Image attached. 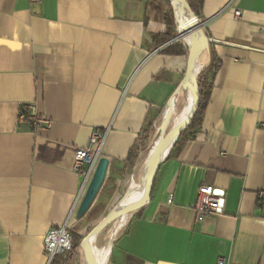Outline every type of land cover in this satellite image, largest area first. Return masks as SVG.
<instances>
[{
  "label": "crops",
  "instance_id": "crops-1",
  "mask_svg": "<svg viewBox=\"0 0 264 264\" xmlns=\"http://www.w3.org/2000/svg\"><path fill=\"white\" fill-rule=\"evenodd\" d=\"M172 13L169 0H0V264H47L50 229L67 224L83 237L139 198L130 150L150 127L155 136L170 120L172 132L191 107L179 85L196 45H159ZM196 17L210 43L195 76L214 68L200 119L184 127L148 199L68 264H88L90 250L93 264H264V0H201ZM172 44L182 49L162 53ZM26 104L48 130L19 122ZM94 130L105 132L97 164L107 166L78 217L87 188L73 163ZM201 186L222 190L224 206L197 223Z\"/></svg>",
  "mask_w": 264,
  "mask_h": 264
},
{
  "label": "built area",
  "instance_id": "built-area-1",
  "mask_svg": "<svg viewBox=\"0 0 264 264\" xmlns=\"http://www.w3.org/2000/svg\"><path fill=\"white\" fill-rule=\"evenodd\" d=\"M41 0H29L30 4L39 3ZM239 15L238 12L235 13ZM199 22H201L198 19ZM173 41H176L174 39ZM19 122H28L32 132L48 130L51 121L42 116L35 105L26 104L20 108L18 115ZM105 138V132L100 130L92 131L88 146L78 149L75 154L73 171L81 179V191L85 190L94 174L99 158V148ZM260 200L264 201V191L258 193ZM166 202L171 204L172 195L167 196ZM224 206V192L222 190L201 186L198 189L196 200L193 206L194 219L200 223L202 219L210 216L222 214ZM72 228L67 224L55 229H50L43 239V251L46 256L47 264L57 256H63L72 248ZM217 264H225L224 259L220 258Z\"/></svg>",
  "mask_w": 264,
  "mask_h": 264
},
{
  "label": "water",
  "instance_id": "water-1",
  "mask_svg": "<svg viewBox=\"0 0 264 264\" xmlns=\"http://www.w3.org/2000/svg\"><path fill=\"white\" fill-rule=\"evenodd\" d=\"M169 2L175 7V8H179V6L177 5V3L174 0H169ZM183 6V5H182ZM181 6V7H182ZM191 23H193L194 27L197 28L196 30V34L198 35V42L196 43L195 49L192 52V55L189 59L188 62V66L187 69L184 73V76L181 80V83L179 85V88H183L184 86V82L186 81V79L192 74L195 78V68L197 65V62L200 54L202 52V50H207L208 49V45L210 43V41L208 40L205 32H204V24L202 22H199L196 16H192L191 15ZM193 78V80H194ZM189 89V88H188ZM190 95H191V107L189 110V113L187 115V117L184 119V121L182 122V124L179 126L177 132L174 134L173 139L167 141L164 146L162 147L161 151L159 152V154L157 155V157L154 159L153 162V168L151 170L150 173V177H149V181L147 184V193L145 196V199L143 201H139L136 204H133L132 206H130L129 208H127L124 211H112L110 212L106 217H104L98 224H96L94 226V228L91 230L90 234H88L82 241L81 243V248H83V243L87 242V238L88 236H95L99 231H101L102 229H104L108 224H110L116 217L131 212L135 209H137L138 207H140L142 205V203L148 199V194L150 192L151 186H152V182L154 179V176L156 174V171L158 169L159 163L165 159V157L167 156L168 152L171 150V148L174 146V144L176 143L181 131L184 129V127L189 123V121L191 120L194 112H195V99L194 96L192 94V89H189ZM106 166H107V161L106 160H99L97 167L95 168L94 174L87 186V189L85 191L84 197L81 201L80 207L78 209L77 212V216H81L83 213H85L89 206L91 205L92 200L94 199L97 191L100 188V185L102 184V181L104 179V175H105V170H106ZM86 257H88V264H93V260H92V253L90 250V253L87 255Z\"/></svg>",
  "mask_w": 264,
  "mask_h": 264
},
{
  "label": "rangeland",
  "instance_id": "rangeland-1",
  "mask_svg": "<svg viewBox=\"0 0 264 264\" xmlns=\"http://www.w3.org/2000/svg\"><path fill=\"white\" fill-rule=\"evenodd\" d=\"M174 1L179 6V8L177 9L170 3L172 6V10H173L172 15L174 18V23H175V26H174L175 27V39L177 42H180V44L182 46L186 47L188 52H189L190 49L193 48L194 45H196V43L198 42V38H199L198 35L196 34L197 28L194 27L193 23L190 22L191 21V15L192 16H195V15H193L190 12L188 6L183 2V0H178L180 4L178 3V1H176V0H174ZM205 52H207V50H205V49L202 50L201 57L204 56ZM192 86H193V84L191 85V89H192ZM171 130L172 129H171L170 120L166 121V123L164 125L163 124L161 125L159 133H157L155 136L150 135L149 139L146 142L139 141L138 144H136V147L134 149L135 159L133 160V164L127 169V171H128V175L133 177V182L136 183L137 186L139 187L138 196L141 195V183H142L141 180L143 179L144 173L147 169L146 165L147 166L149 165L150 159H151L155 149L159 148L160 146L163 147L164 144L167 142V140L171 134ZM162 147H161V149H162ZM153 162H154V160L151 162L152 164L149 165L150 173H151V168L153 167ZM163 162H164V160H162L159 163V166L162 165ZM159 166H158V168H159ZM150 173H149V177H150ZM146 191H147V189L144 190V192L142 193L141 196H145ZM122 204H123V201H121L120 204H118L117 209H119V210L123 209ZM103 217H106V215ZM99 219L100 220L95 221V223H94L95 225L98 224L103 218H99ZM110 226H113V225L112 224L107 225V227H105L104 229L99 231L98 234L103 235V234L110 233L111 228H112ZM92 229L87 230L86 235H84L81 238L84 239L88 234H90ZM72 233L74 234L73 230H72ZM67 255H68V253L65 256H67ZM61 257H62V260H64L66 258V257L63 258V256H61Z\"/></svg>",
  "mask_w": 264,
  "mask_h": 264
},
{
  "label": "trees",
  "instance_id": "trees-1",
  "mask_svg": "<svg viewBox=\"0 0 264 264\" xmlns=\"http://www.w3.org/2000/svg\"><path fill=\"white\" fill-rule=\"evenodd\" d=\"M183 2L188 6L190 12L193 15L197 16L199 14L201 0H183ZM166 24H167L168 32L161 37L159 45H163L175 38V27L173 24L172 16L169 18L166 17ZM178 49H182V46L180 44L179 45L172 44V45H169L167 48H165L162 51V53L163 52L164 53H176V52H179ZM212 65H213V61H211L207 67H204L203 69H201L195 76L193 86H192V93L195 99L196 107H195V112L191 120L189 121V123L186 125V127L194 125L200 119V116L206 107V104L209 99L211 85H212L210 81L212 77V72L214 69ZM152 131L153 130L151 127L148 130H146L142 134V138L140 139V141L146 142L149 139V136L151 135ZM182 133H183V130L181 131L177 140H179ZM134 149L130 150L128 154L127 160L129 162L135 159ZM99 214H100V209L97 207L94 208L87 215L88 221H95L98 218ZM82 240L83 239L80 236L76 234H72V248L68 252V255L66 256V258L62 260L61 256H57L52 260L50 264H68L70 261H73L74 259H76L78 256L80 247H81Z\"/></svg>",
  "mask_w": 264,
  "mask_h": 264
},
{
  "label": "bare ground",
  "instance_id": "bare-ground-1",
  "mask_svg": "<svg viewBox=\"0 0 264 264\" xmlns=\"http://www.w3.org/2000/svg\"><path fill=\"white\" fill-rule=\"evenodd\" d=\"M189 82H190V79L188 78L185 82H184V86H183V88H182V92H184V91H187V97H188V99H189V101H190V104H191V95H190V92L187 90V85L189 84ZM186 93V92H185ZM186 111V110H185ZM182 123H180L179 125H177L174 129H173V131L171 132L173 135L177 132V130H178V128H179V126L181 125ZM170 135L169 136V139L167 140V141H169V140H171V137L173 136V135ZM161 151V147H159V148H156L155 149V151L153 152V155H152V157H151V159H150V163H149V165L150 164H152L151 162L157 157V155L159 154V152ZM149 165L147 166L146 165V171H145V173H144V176H143V179L141 180L142 181V183H141V195H142V193L144 192V190L145 189H147V184H148V181H149V173H150V168H149ZM153 168V167H152ZM152 168H151V170H152ZM146 193H147V191H146ZM139 196V198L134 202V204H136L137 202H139L140 200L141 201H143L144 199H145V196H146V194H145V196ZM133 205V204H132ZM131 205V206H132ZM126 210V209H125ZM116 211H118V212H120V211H124V210H119V209H116ZM90 237H94V236H88V238H90ZM87 238V239H88ZM83 250H84V243H83ZM84 252H85V250H84ZM85 256H86V253H85ZM88 258V257H87Z\"/></svg>",
  "mask_w": 264,
  "mask_h": 264
}]
</instances>
